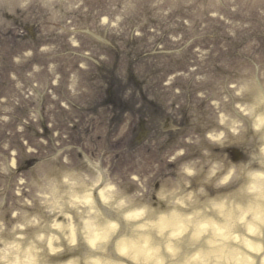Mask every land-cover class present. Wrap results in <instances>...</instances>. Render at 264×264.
<instances>
[{
	"label": "clouds",
	"instance_id": "1",
	"mask_svg": "<svg viewBox=\"0 0 264 264\" xmlns=\"http://www.w3.org/2000/svg\"><path fill=\"white\" fill-rule=\"evenodd\" d=\"M194 82L207 85L196 92L203 123L189 113L175 147L127 179L103 153L73 160L72 146L54 141L42 156L23 141L35 163L20 172L21 152L0 142V264H264V59L253 54L232 75Z\"/></svg>",
	"mask_w": 264,
	"mask_h": 264
},
{
	"label": "rangeland",
	"instance_id": "2",
	"mask_svg": "<svg viewBox=\"0 0 264 264\" xmlns=\"http://www.w3.org/2000/svg\"><path fill=\"white\" fill-rule=\"evenodd\" d=\"M23 2L0 0V98L7 101L0 104V116H11L9 123L0 122V142L8 140L21 152L20 172L35 163L24 155L23 141L41 156L52 151L54 141L72 146L73 160L80 151L103 153L112 170L127 179L158 162L188 131L189 113L194 126L203 123L196 92L207 85L195 83L197 75H232L247 57L264 59V0H28L22 9ZM111 64L118 73L130 68L146 81L166 110L154 118L155 128H142L137 152L126 146L137 115L118 111L110 126L109 110L97 103L105 90V73L97 76V69ZM86 102H93L90 112ZM21 121L22 134L16 131ZM173 125L180 131H169ZM107 134L113 146L109 155ZM164 134L167 140L159 142ZM41 138L49 140L47 148L39 144ZM121 138L125 144L118 148ZM226 151L233 162L243 159L239 150Z\"/></svg>",
	"mask_w": 264,
	"mask_h": 264
}]
</instances>
